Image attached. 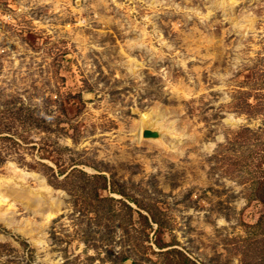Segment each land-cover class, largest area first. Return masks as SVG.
<instances>
[{
	"label": "rangeland",
	"instance_id": "obj_1",
	"mask_svg": "<svg viewBox=\"0 0 264 264\" xmlns=\"http://www.w3.org/2000/svg\"><path fill=\"white\" fill-rule=\"evenodd\" d=\"M0 197V264H264V0H0Z\"/></svg>",
	"mask_w": 264,
	"mask_h": 264
},
{
	"label": "bare ground",
	"instance_id": "obj_2",
	"mask_svg": "<svg viewBox=\"0 0 264 264\" xmlns=\"http://www.w3.org/2000/svg\"><path fill=\"white\" fill-rule=\"evenodd\" d=\"M235 0H230V2L232 3V2H234ZM145 119H146V115H143L142 117H141V122L143 123V126H151V127H157L158 125H157V121L156 120H152V121H150V122H148V123H146V121H145ZM151 134H153L152 132H150ZM150 134V135H151ZM45 189H48L47 187L45 188ZM34 196H35V194H34ZM0 201H1V197H0ZM30 199L29 200H27V202L26 203H28V204H30ZM0 221H2L5 225H7V226H12L13 227V221H12V219L10 218V215L8 214V213H6L5 211H3V212H1L0 211ZM16 229V228H15ZM27 235L31 238V241H33L34 243H39V241L38 240H35V239H33L32 238V236H31V234H30V231L29 232H27Z\"/></svg>",
	"mask_w": 264,
	"mask_h": 264
}]
</instances>
